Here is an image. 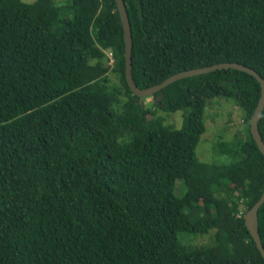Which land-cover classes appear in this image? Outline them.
Segmentation results:
<instances>
[{"label":"trees","instance_id":"1","mask_svg":"<svg viewBox=\"0 0 264 264\" xmlns=\"http://www.w3.org/2000/svg\"><path fill=\"white\" fill-rule=\"evenodd\" d=\"M124 3L138 87L219 62L264 78V0ZM160 93L143 106L126 82L115 0H0V264H264L244 223L264 189L260 83L216 69ZM215 97L247 124L223 165L195 153ZM158 109L186 110L182 127ZM257 215L264 247V202Z\"/></svg>","mask_w":264,"mask_h":264},{"label":"rangeland","instance_id":"2","mask_svg":"<svg viewBox=\"0 0 264 264\" xmlns=\"http://www.w3.org/2000/svg\"><path fill=\"white\" fill-rule=\"evenodd\" d=\"M105 52L109 57L108 65L112 67L113 58L111 56V51L110 49H107ZM108 75L111 82L120 84L119 76L116 72L109 71ZM144 101L147 106L152 108L155 107L154 97H147ZM157 113L164 118L166 124L180 129L183 125L186 110L181 109L174 112H168L158 109ZM243 116V110L238 106L233 98L225 99L222 97H215L208 99L204 109L206 130L200 136V140L195 149L196 156L201 161L216 165L228 164L232 161L240 160V155H234L231 152H222L221 144H224L226 149H230L235 148L236 143L241 141V138L245 135L247 128V124L243 120ZM182 190L178 192L175 189V193L179 195ZM208 240L209 236L204 235L195 238L192 242L201 244L207 242Z\"/></svg>","mask_w":264,"mask_h":264},{"label":"water","instance_id":"3","mask_svg":"<svg viewBox=\"0 0 264 264\" xmlns=\"http://www.w3.org/2000/svg\"><path fill=\"white\" fill-rule=\"evenodd\" d=\"M115 2H116L117 10L120 16L122 29H123L125 79L132 93L136 95L137 97H139L140 102H142V105L144 106V102H143L144 98L153 97V95L157 93L158 91H160L162 88L166 87L167 85H169L170 83L176 80H179L185 77H191L194 75L208 73L216 69H227V68H234V69L247 72L253 75L258 80V82L260 83V87H261L260 97L258 99L254 113L250 119V133L254 141L256 142L257 147L264 155V141L258 129V121L260 119V116L264 108V78L253 68L246 66L244 64H241L238 62H219V63H214V64L203 66V67L182 70V71H179L177 73L170 75L169 77L165 78L163 81L155 85L144 87V88L138 87L135 84L133 77H132V63H131L132 33H131V26L129 22L128 13L126 10L124 0H115ZM162 98H163V94L160 93L157 95L156 98H154V102H158ZM263 202H264V189H263V192L260 198L245 212L244 223L264 260V247L262 245L261 238L259 235L258 215H257L258 209Z\"/></svg>","mask_w":264,"mask_h":264}]
</instances>
